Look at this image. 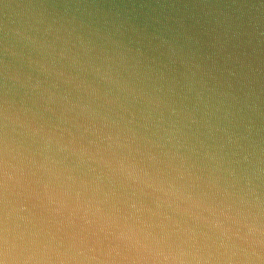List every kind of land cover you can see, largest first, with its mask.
Wrapping results in <instances>:
<instances>
[{
    "label": "water",
    "instance_id": "obj_1",
    "mask_svg": "<svg viewBox=\"0 0 264 264\" xmlns=\"http://www.w3.org/2000/svg\"><path fill=\"white\" fill-rule=\"evenodd\" d=\"M0 264H264V0H0Z\"/></svg>",
    "mask_w": 264,
    "mask_h": 264
},
{
    "label": "clouds",
    "instance_id": "obj_2",
    "mask_svg": "<svg viewBox=\"0 0 264 264\" xmlns=\"http://www.w3.org/2000/svg\"><path fill=\"white\" fill-rule=\"evenodd\" d=\"M128 175H129V177L131 178V177H133V176H134V173H133V172H131V171H129Z\"/></svg>",
    "mask_w": 264,
    "mask_h": 264
}]
</instances>
